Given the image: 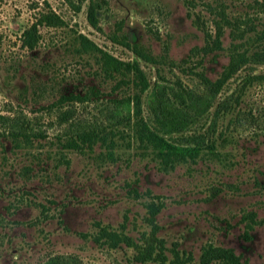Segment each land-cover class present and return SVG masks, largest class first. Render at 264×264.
<instances>
[{
	"label": "rangeland",
	"instance_id": "374dc122",
	"mask_svg": "<svg viewBox=\"0 0 264 264\" xmlns=\"http://www.w3.org/2000/svg\"><path fill=\"white\" fill-rule=\"evenodd\" d=\"M88 1L0 0V114L22 118L28 130L12 135L0 125V264H43L52 256L68 264H157L134 260L123 242L93 239L102 225L142 242L150 230L146 203L157 198L155 235L168 259L174 249L196 264L210 243L232 247L246 264H264V55H252L264 52V0H104L96 28ZM48 9L62 23L37 25L34 45L22 44V30ZM216 23L220 48L202 52ZM101 50L140 68L147 86L136 116V77L108 67ZM231 58L236 69L208 95L207 110L185 130L163 134L152 89L180 84L204 95L195 72L214 80ZM72 94L86 97L60 98ZM66 109L72 115L60 122ZM136 117L176 144L201 133L214 146L162 169L156 149L138 138ZM76 126L106 139L71 147ZM246 212L256 220L247 239Z\"/></svg>",
	"mask_w": 264,
	"mask_h": 264
},
{
	"label": "trees",
	"instance_id": "16d2710c",
	"mask_svg": "<svg viewBox=\"0 0 264 264\" xmlns=\"http://www.w3.org/2000/svg\"><path fill=\"white\" fill-rule=\"evenodd\" d=\"M104 0H89L86 5V17L90 25L94 28L97 26V10L102 7ZM62 19L58 14L48 9L40 12L34 21H32L28 27L21 32V42L27 47L34 45L36 41L37 25H51L57 26L62 23ZM221 33L220 25L216 23V31L214 37L210 41V45H204L200 47L202 52L212 50L213 48H220L219 35ZM126 43V42H125ZM196 49V48H192ZM199 49V48H197ZM102 58L108 67L113 70L126 69L131 71L133 78L138 82V89L132 95L133 114L136 116L139 114V92H141L146 86L147 82L135 61H122L119 60L107 52L101 50ZM252 55L261 57L264 55L263 51H254ZM237 66L235 58H231V61L227 64L221 74L214 80L209 79L203 74V72H195L207 93L204 95L197 94L191 90H187L180 86L178 88L163 89L162 85H157L152 89L150 95L151 112L155 119V122L163 134H170L172 132H180L185 130L188 123L198 114L207 110L210 106L211 97L221 87L224 79L228 77ZM107 71V68H105ZM132 78V81H133ZM136 84V83H135ZM86 96H80L78 94H72L70 96H60L65 100H82ZM121 105L129 103V99L120 101ZM119 105H114L113 108L117 110ZM218 108L213 110V114L216 116ZM120 114L115 111L114 116ZM128 114V109H126ZM72 115V111L69 109L62 110L58 114L60 122L67 121ZM124 115V114H123ZM123 115H120L123 117ZM136 121V133L138 138L147 140L156 149L157 156L160 157V168L166 169L167 166L171 167L175 161L184 159L185 156L196 155L203 147H207L209 150L213 148L214 142L212 139L207 138L205 141L204 135L197 134H185L183 135L184 144H176L174 141L167 140L163 134H159L156 129L149 128L141 118L135 119ZM0 125L6 126L9 133L12 135H22L26 137L28 130L25 124H23L22 118L15 116L10 118L7 115L0 114ZM97 139L105 140V135L101 134L97 129L85 126H76L74 130H70V136L67 139V144L71 147L80 148L81 146H91ZM157 197V196H155ZM162 206V201L158 198L146 203L147 216L146 219L150 223V230L146 234L141 235L142 242H136L132 237L122 232H116L108 229L105 226L98 225L97 232L93 235L94 241H102L108 244V246L115 247L119 242H123L125 245L131 246L135 253L133 259L136 261L144 262L146 260L155 261L157 264H190V255H182L177 250L171 249L172 257L168 259L165 254V246L161 238L155 235V231L158 228L154 222L155 214ZM245 220L244 230L242 232L243 238H249L248 230L256 222L254 219V212H246L241 217ZM211 262H220L221 264H246V260L242 259L240 254L235 253L232 247L224 245H212L210 243L202 246L198 256V262L196 264H209ZM67 259L60 258L58 256H52L48 258L43 264H68ZM135 264V263H132Z\"/></svg>",
	"mask_w": 264,
	"mask_h": 264
}]
</instances>
